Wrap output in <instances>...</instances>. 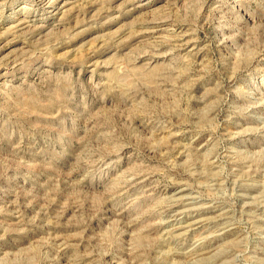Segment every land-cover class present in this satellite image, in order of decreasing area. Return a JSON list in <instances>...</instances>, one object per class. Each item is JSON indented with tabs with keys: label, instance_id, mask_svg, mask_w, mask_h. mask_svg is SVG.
I'll use <instances>...</instances> for the list:
<instances>
[{
	"label": "rangeland",
	"instance_id": "obj_1",
	"mask_svg": "<svg viewBox=\"0 0 264 264\" xmlns=\"http://www.w3.org/2000/svg\"><path fill=\"white\" fill-rule=\"evenodd\" d=\"M0 264H264V0H0Z\"/></svg>",
	"mask_w": 264,
	"mask_h": 264
},
{
	"label": "bare ground",
	"instance_id": "obj_2",
	"mask_svg": "<svg viewBox=\"0 0 264 264\" xmlns=\"http://www.w3.org/2000/svg\"><path fill=\"white\" fill-rule=\"evenodd\" d=\"M165 29V28H164ZM141 175V174H140ZM124 181V180H123ZM136 181V180H135ZM124 186V185H123ZM130 186V185H129ZM153 192V191H152ZM182 200V199H181ZM175 201H176V199H175ZM174 201V202H175ZM171 203V202H170ZM241 203V202H240ZM170 205V204H169ZM176 205V204H175ZM244 208V207H243ZM186 211V210H185ZM177 212V211H176ZM163 221V220H162ZM184 224H185V222H184ZM187 224V223H186ZM194 223H191V224H189L187 227H189V226H192ZM208 225V224H207ZM210 226V225H209ZM218 226V225H217ZM228 226V225H227ZM193 227V226H192ZM173 236V235H172ZM186 237V236H185ZM206 237V236H205Z\"/></svg>",
	"mask_w": 264,
	"mask_h": 264
}]
</instances>
